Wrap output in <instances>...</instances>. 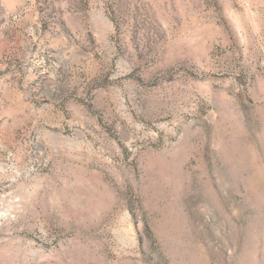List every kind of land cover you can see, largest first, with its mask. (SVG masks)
I'll use <instances>...</instances> for the list:
<instances>
[{
  "label": "rangeland",
  "instance_id": "374dc122",
  "mask_svg": "<svg viewBox=\"0 0 264 264\" xmlns=\"http://www.w3.org/2000/svg\"><path fill=\"white\" fill-rule=\"evenodd\" d=\"M0 264H264V0H0Z\"/></svg>",
  "mask_w": 264,
  "mask_h": 264
}]
</instances>
